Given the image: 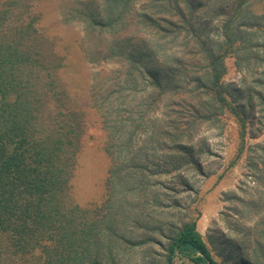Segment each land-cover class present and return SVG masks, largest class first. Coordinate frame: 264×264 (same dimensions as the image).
Masks as SVG:
<instances>
[{"label":"rangeland","instance_id":"374dc122","mask_svg":"<svg viewBox=\"0 0 264 264\" xmlns=\"http://www.w3.org/2000/svg\"><path fill=\"white\" fill-rule=\"evenodd\" d=\"M146 1L113 4L116 16L131 7L99 26L105 0H0V41L38 53L31 85L57 96L44 118L62 133L78 113L62 196L67 210L80 208L79 228L92 229L76 250L83 264H165L170 237L194 221L217 262L264 264V0H200L192 30L173 9L176 28L164 25L156 8L167 1ZM227 23L239 32L228 43ZM211 46L223 57L227 109L211 89L203 52ZM152 66L174 75L162 78L166 89L152 86ZM175 135L195 161L174 159ZM181 261L193 264L180 255L174 264Z\"/></svg>","mask_w":264,"mask_h":264},{"label":"trees","instance_id":"16d2710c","mask_svg":"<svg viewBox=\"0 0 264 264\" xmlns=\"http://www.w3.org/2000/svg\"><path fill=\"white\" fill-rule=\"evenodd\" d=\"M90 1L89 5L95 0ZM165 1L167 3L156 8L160 10H157V15L163 16L164 25L176 28L177 23L172 21L173 18L168 19L167 10L173 9L174 15L183 21L185 28L194 29L195 12L200 7L199 4H202L200 0ZM121 2L122 0H105L107 6L100 16L107 23L101 19L96 24L106 26L109 22L113 23L115 18L119 22L131 7L129 2L118 6L117 17L113 12L115 6L112 5H119ZM146 3H149L148 0ZM86 8L92 13L91 6ZM153 11L156 12L155 8ZM144 17L149 25L160 24L146 13ZM157 28L165 30L167 27L161 25ZM237 33L239 34L235 27L232 29L228 23L225 25L224 36L227 43L232 35L237 38ZM208 49L209 51L206 48L203 52L208 73L213 74L211 89H217L220 103L227 109L229 105L221 85L223 57L216 55L212 46ZM146 55L149 56L147 52L141 55L140 62L146 61ZM35 56L38 53L19 49L17 42L9 44L0 41V264H83L86 256L79 254L75 244L78 242L77 238L88 233L92 227L85 225L83 229L79 228L73 217V209L80 208L67 210L62 196V192L67 191L69 173L75 164L73 160L77 148L70 150L74 146L70 138L79 135L74 129V118L78 113H72L68 121L62 124V133L55 129L54 121L51 125L44 118L46 111H52L55 106L49 108L45 103L50 104V99H58L52 87L49 88V94H44L38 93L31 85L30 72L39 62ZM148 73L153 78L152 86L155 85L157 89H166L161 85L162 78L165 82L174 80L172 73H166L158 67H150ZM75 133L77 134L74 135ZM175 137L172 139L176 152L174 159L177 162L186 160L187 163L195 161L192 147L181 141V135ZM108 206L111 207V204ZM104 218L106 219V215ZM116 239L124 245L135 244L130 236L117 235ZM169 240L165 264H174L177 255L193 264H221L212 256L194 221L183 223ZM80 241L86 243L82 239ZM96 241L99 242V239ZM94 264L109 263L94 259ZM239 264L245 263L241 261Z\"/></svg>","mask_w":264,"mask_h":264}]
</instances>
